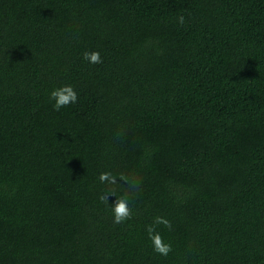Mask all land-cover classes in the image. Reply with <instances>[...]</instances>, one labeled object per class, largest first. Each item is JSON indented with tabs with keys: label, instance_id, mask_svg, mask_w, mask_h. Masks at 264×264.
Returning a JSON list of instances; mask_svg holds the SVG:
<instances>
[{
	"label": "trees",
	"instance_id": "1",
	"mask_svg": "<svg viewBox=\"0 0 264 264\" xmlns=\"http://www.w3.org/2000/svg\"><path fill=\"white\" fill-rule=\"evenodd\" d=\"M0 264H264V0H0Z\"/></svg>",
	"mask_w": 264,
	"mask_h": 264
},
{
	"label": "clouds",
	"instance_id": "2",
	"mask_svg": "<svg viewBox=\"0 0 264 264\" xmlns=\"http://www.w3.org/2000/svg\"><path fill=\"white\" fill-rule=\"evenodd\" d=\"M180 24L184 23V17H178ZM84 59L91 64H101L103 60L99 52H85ZM50 99L55 101L54 109L59 111L61 108L78 102L77 92L71 85H65L54 89L50 94ZM101 184L106 185V190L100 195L99 199L105 204H109L110 198L115 197L114 202L110 205L113 213V222L115 224H123L133 217V211L129 204V195H117V188L121 185L127 186L129 190H137L139 188L140 179L135 176H128L124 173L114 175L112 172H103L99 176ZM171 229L172 224L165 217L156 216L153 222L146 228L148 238L152 242L153 251L157 254L167 257L172 251L171 243H166L163 236L157 231L159 226Z\"/></svg>",
	"mask_w": 264,
	"mask_h": 264
}]
</instances>
